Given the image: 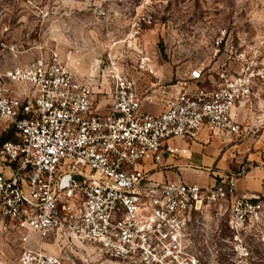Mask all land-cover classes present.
<instances>
[{
  "label": "built area",
  "instance_id": "2783aa9c",
  "mask_svg": "<svg viewBox=\"0 0 264 264\" xmlns=\"http://www.w3.org/2000/svg\"><path fill=\"white\" fill-rule=\"evenodd\" d=\"M152 58L138 65L156 77ZM207 58L174 72L178 92L159 115L142 110L158 100L139 91L132 65L112 63L105 79L94 64L79 79L53 53L0 71V166L10 173L0 174V237L19 235L18 264H64L41 247L52 236L91 247L101 264H203L189 239L194 214L219 205L230 226L259 218L264 198L236 192L242 172L199 186L157 183L140 169L188 153L168 140L247 133L237 110L248 126L264 124V38L221 27Z\"/></svg>",
  "mask_w": 264,
  "mask_h": 264
},
{
  "label": "rangeland",
  "instance_id": "374dc122",
  "mask_svg": "<svg viewBox=\"0 0 264 264\" xmlns=\"http://www.w3.org/2000/svg\"><path fill=\"white\" fill-rule=\"evenodd\" d=\"M224 26L236 37L264 38V0H0V71L56 53L81 78L94 64L105 79L112 63L135 66L130 77L139 91H147L163 86L157 77L168 64L205 59ZM142 54L152 55L156 77L139 68ZM175 82L173 77L165 84ZM230 220L225 206L194 214L189 239L201 262L264 264V212L242 226H230ZM21 247L16 232L1 236L0 264H18ZM41 247L64 264H101L91 247L56 236Z\"/></svg>",
  "mask_w": 264,
  "mask_h": 264
},
{
  "label": "crops",
  "instance_id": "0c3cea01",
  "mask_svg": "<svg viewBox=\"0 0 264 264\" xmlns=\"http://www.w3.org/2000/svg\"><path fill=\"white\" fill-rule=\"evenodd\" d=\"M207 60V57L203 60H192L188 62V66L179 65L177 61L168 64L167 68H164V84L172 81L175 71L188 75L191 67L202 65ZM164 84L147 90L155 94L158 102L143 104L144 112L159 115L164 103L178 92L176 84ZM236 112L242 125L249 127L247 133L228 135L203 129L194 139L168 140L164 142L165 145L187 149L188 153L179 156L164 155L160 162L146 163L141 165L140 169L151 181L157 183L182 181L199 186H211L220 180V177L242 172L236 179L237 194L264 198V124L248 126V112ZM0 174L6 177L10 175L9 171L1 166Z\"/></svg>",
  "mask_w": 264,
  "mask_h": 264
}]
</instances>
